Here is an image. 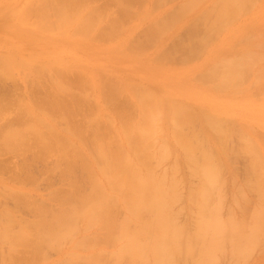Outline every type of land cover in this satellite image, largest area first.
<instances>
[{
    "label": "bare ground",
    "instance_id": "obj_1",
    "mask_svg": "<svg viewBox=\"0 0 264 264\" xmlns=\"http://www.w3.org/2000/svg\"><path fill=\"white\" fill-rule=\"evenodd\" d=\"M20 1L0 0L8 13L1 17L0 85L23 86L13 96L7 89L9 104L0 99V152L25 158L0 165L12 173L5 176L3 166L0 177L16 182L0 179V207L7 194L13 210L33 215L20 218L4 201L0 264H257L264 156L251 123L234 120L231 101L251 94L244 83L250 73L264 95V30L254 36L264 28V0H179L172 7L170 0ZM247 9L255 39L225 56L246 36L228 31ZM178 51L184 56L173 64ZM246 101L242 114L264 120V110L254 113L262 108ZM232 136L247 178L236 186L233 159L226 196L222 171ZM29 152L43 164L54 156L38 177L56 172L66 181L41 192L50 191L51 205L22 185L38 179ZM248 190L257 194L252 206ZM182 209L189 217L181 223Z\"/></svg>",
    "mask_w": 264,
    "mask_h": 264
},
{
    "label": "rangeland",
    "instance_id": "obj_2",
    "mask_svg": "<svg viewBox=\"0 0 264 264\" xmlns=\"http://www.w3.org/2000/svg\"><path fill=\"white\" fill-rule=\"evenodd\" d=\"M4 1H6V0H4ZM7 1H10V2L13 1V3L16 2V4H18V2H19L20 0H7ZM94 1H95L96 3L100 2V4H105L106 2L108 3L107 0L105 1V3H103L104 0H102V1L94 0ZM151 1H153V0H148V4H151V3H152ZM168 2H169V5H168V6L172 7L173 4H174L173 6H176V5L178 4L179 0H174V1H173V0H170V1H167V4H168ZM20 3H21V1L19 2V4H20ZM107 3H106V4H107ZM109 4H110V5H107L108 7L113 5V3L111 4L110 2H109ZM164 4H165V3H164ZM164 4H163V5H164ZM161 6H162V5H161ZM113 7H114V5H113ZM113 7H112V8H113ZM4 8H5V7H4ZM250 9H251V8H250ZM112 10H114V8H113ZM0 12H2V14L0 13V31H1V28L3 27L4 21H5V19H3V18H1V17H3V15L8 14V13L4 12V9H3L2 5L0 6ZM241 13H243L244 15H243V14H239L240 16H238V14H237L235 17L238 16V18H237V19H236L235 17L233 18V24L231 25L232 28L228 31V33H231L232 31H234L235 28H241L242 30H241V29L239 30V32L241 31V32H240L241 34L239 33V34H237L236 36H239L238 38H240V37H241L240 35H243L244 33L246 34V36L244 35L245 38H244V36H243V39H241V38H240V39H236V40H240V41H237L236 43H233V42H232L233 45H234V44H237V43H239V44L241 43V45L237 44L236 47H233V48H230V49H226V48H225V49H224L225 51L222 52V54L225 55V56H226V54H228V56H229V55L231 54L232 50L234 51V49H236L235 52H236V51L238 52L239 49H244V48L248 45V42H246V41H248V40H245V39H249V38L251 39L252 36H253L252 33L255 32V31L252 32V29H251L250 26H249L250 23L248 22V21H251V20H252V17H251V15L249 14L250 11L247 9L246 11H243V12H241ZM241 15H242V16H241ZM247 15H248V16H247ZM249 15H250V16H249ZM5 16H6V15H5ZM246 16H247V17H246ZM136 18H137V20H136ZM138 18H139V17H137V16L135 15V16L133 17V20L135 19V20H136V21L134 20L135 22H138V23L140 22L141 25H143V21H142V19H141V18L138 19ZM248 18H249V19H248ZM235 19H236V20H235ZM139 20H140V21H139ZM141 21H142V22H141ZM238 21H239V23H238ZM244 21L247 22V23H249V24L244 23ZM251 22H252V21H251ZM241 23H242V24H241ZM247 25H248V26H247ZM143 26H144V25H143ZM143 26H142V27H143ZM237 26H238V27H237ZM260 29H261V30H258V31L256 30V32L254 33V36L256 35V37H262V36H260L261 33L259 34V33H257V32H259V31L262 32V31L264 30V28L262 29V27H260ZM247 30H248V31H247ZM140 31H141V33H142V30H140ZM140 31H139V32H140ZM250 31H251L252 33H251ZM139 32L137 33V36L140 35V37H141L142 34L139 33ZM248 33H249V35H250V34H251V35L248 36V35H247ZM184 34H185V33H184ZM258 34H259V35H258ZM181 36H184V35H183V32H182V35H181ZM247 36H248V38H247ZM254 36H253L252 39H255ZM263 37H264V36H263ZM263 37H262V38H263ZM171 38H172V37H171ZM250 39H249V40H250ZM172 40L175 42V40H177V39H174V38H173V39H171V40H170V39L167 40V42L169 43V46H170V42L173 43ZM169 41H170V42H169ZM243 41H245V42L243 43ZM167 42H166V44H167ZM217 42H218V40H216L215 43L217 44ZM0 43H2V40H0ZM172 43H171V44H172ZM166 44H165V45H166ZM245 44H246V46H245ZM165 45H164V46H165ZM2 46H4V45H2ZM151 48H152V47L149 48L150 51L152 50ZM237 49H238V50H237ZM27 51H29V49L26 47L24 50H22V53L27 54ZM25 52H26V53H25ZM22 53H21V54H22ZM180 54H181V51H180V52L178 51V53H176V56H175V58H174L175 62H174L173 64H177V62L181 61L180 58H181L182 55L184 56V54H183V52H182V55H180ZM22 55H23V54H22ZM178 55H179V56H178ZM176 57H177L178 59H177ZM179 57H180V58H179ZM181 59H182V58H181ZM194 60H195V61H200L201 58H200V57H197V59L195 58ZM194 60H193V61H194ZM250 74H251V73H250ZM250 74H249V76H250ZM249 76H248V79L244 80V83H245V85L249 84V85H248V86H249V90H250V88H252V89L250 90V91H251V94H250L249 96H247V98H244V100H241L242 102H240L239 100H238V101H234V100L231 101V103L234 104L233 107H235V111H236V113H238L237 116H236V118H234V120H237V121H239L240 123H243V124H245V122H247V124L251 123V125H252L251 128H252L253 130H254V129H255V130L253 131V130L251 129L253 132L251 131L250 134H251L252 136H254V137L257 139V143H258V145H259V147H260V149H261V152H262V154H263V156H264V141H263V140H264V120H263V116H262V118H261V117H258V119H252V120H250V118L247 117L246 114H245V116H244V114H242V111H243L246 107H248V103H250V102L246 101V100H249V99H250V100H251V99L254 100V101H252V102H253V103H252V106H254V107H256V108H258V107H259V108H262V110H261V109H257L256 111H253L254 113H257L258 111H260V112H258V113H261V114L263 115V110H264V95L260 94L258 90H257V91H258V93H257V91H256L257 88H256L255 86H252V85L249 83V81L251 80V78H249ZM9 81H10V80H9ZM246 81H247V82H246ZM7 82H8V81H7ZM7 82H6L5 85H4V83H2V85H0V88H1V89H0V91H1V92H0V95H1L0 99L3 100L2 102H6V103H7V101H8L9 96H10V95L8 96V94H7V93H9V92H7V89H8V90L11 89L10 85L13 84V83H11V81L8 82V83H7ZM9 83H11V84H9ZM244 83H243V85H244ZM18 84L22 86V84H21L20 81H18ZM17 86H18V85H17ZM21 86H20V87H21ZM248 86H247V87H248ZM250 86H251V87H250ZM3 87H4V88H3ZM13 87H16V85H15V86L12 85V89L9 90V91L12 92V93L10 92V93L12 94L11 96H13V91L15 90V88L13 89ZM18 87H19V86H18ZM16 88H17V87H16ZM21 88H22V89H21ZM21 88H19V89L17 88L15 91L18 92V90L21 89L22 92H23V86H22ZM21 90H20V91H21ZM2 91H3V92H2ZM37 91H38V90H37ZM40 91H41V90H40ZM4 92H6V93H4ZM22 92H20V94H22ZM35 92H36V91H35ZM254 92L257 93V94H255ZM3 93H4V94H3ZM18 93H19V92H18ZM36 93H37V92H36ZM38 93H39V92H38ZM40 93H41V92H40ZM34 94H35V93H34ZM2 95H3L4 97H3ZM35 95H37V94H35ZM38 95H39V94H38ZM220 95L225 96V94H220ZM6 96H8V98H7ZM11 96H10V97H11ZM2 97H3L4 99H3ZM5 98H6V99H5ZM11 98H12V97H11ZM9 99H10V98H9ZM10 100H11V102H12V99H10ZM9 102H10V101H9ZM9 102H8L7 104H9ZM6 103H5V104H6ZM236 103H237V104H236ZM235 105H236V106H235ZM9 111H10V110H9ZM240 111H241V112H240ZM238 115H239V116H238ZM10 117H11V115H10ZM10 117H6L4 121L8 120ZM79 117H80V116H78V118H79ZM240 119H242V120H240ZM4 121H2V122H4ZM243 121H244V122H243ZM239 122H237L238 125H240ZM253 123H254V124H253ZM58 125H59V124H58ZM255 125H257V127L259 126V127H258L259 129H258ZM60 126H61V125H60ZM261 126H262V127H261ZM260 127H261L262 129H261ZM262 132H263V133H262ZM234 137H235V136H232V137H230V138H233L235 141L232 140V139H230V141H228L229 143L227 142V145H228L230 148H234V150H232V149L228 150V151H227L228 154H229V153L231 154V153H233V152L235 151V147H236V144H237V143H235V145H233L234 142H238V143H240L239 141H236L237 138H234ZM261 138H262L263 140H261ZM231 140H232L233 142H231ZM232 145L235 146V147H233ZM237 145H238V144H237ZM228 149H229V148H228ZM237 149H238V148H237ZM231 151H233V152H231ZM4 154H5V153H4ZM4 154H3L2 152H0V159H1L0 162H1V161L5 162V163L1 162L0 165H1V164H6V163L8 162V161H6L5 157H10V158L12 157L11 160H10V158L7 159V160H10L11 163L14 162V161H15L16 163H17V162H18V163H19V162H20V163H21V162H22V163L24 162V158H25L24 156H20V155H19V157H18V156H16V155H18V154H16V153H14V154H10V152H9V153L6 152V155H4ZM15 154H16V155H15ZM230 154H229V155H230ZM236 154H237L238 156L241 155V154L239 155V153H237V152H236V153L234 152V155H235V156L230 155V156L233 157V158L231 159L232 162H230L229 159H230L231 157H229V155H228V158H229L228 161H227V158H226V159L224 160V164H223V165L225 166V168H224V166H223V168H224L223 170H224V171H222V175H224L223 178L225 177L224 179L226 180V183H227V184H230V185H227V186H226V183H225V185H224V186H226V187H224V188H225V189H224V192H225V190H227V191H226V192H227V193H226V196H229V195H230L229 193L231 192V190H232L231 188L233 187V186L231 185L230 176H232V175H231V171H234V170H232V169H234V168H232L231 165H232V164H235V161H234V160H236L237 158H239V157H236V156H237ZM8 155H9V156H8ZM10 155H11V156H10ZM13 155H15V156H13ZM31 155H32V153L29 152V154H27V156H26V159H28V158L31 159V160L34 159V158H32ZM243 155H244V154H242L241 156L243 157ZM241 156H240V158H241ZM244 156H245V155H244ZM27 157H28V158H27ZM52 157H54V156H51L50 158L47 157V159L50 160V161H47V159H46V160H44V161H45L44 164H43V162H41V161H39V160H37V159H34V160H36L37 166L39 165V166L37 167V166L34 165V163H33V166H34V167H31V170L33 169V170H32V171H33V174L35 173V175H36V173H37L36 177H38V173H41V171L43 170V168H46V166H45L46 164H47V165H50V167H51V163L54 161V160H52V159H54V158H52ZM234 157H235V158H234ZM233 159H234V160H233ZM241 159H242V158H241ZM241 159H240V160H241ZM247 159H248V157H247V158H243V161H244V162H243L242 160H241V161H242L243 163H245V162L247 161ZM237 160H238V163L236 162V164H235V168H237L236 170H238V171H237V172H236V170L234 171L235 174H236V175H234V180L240 181V182H239L240 184H238L237 181H235V184H234V182H233L232 184H233V185H236V182H237V185H236V186H239V185H242V184L244 185V183L246 182L245 177L247 178V176L245 175V173H247V172H246V171H244L245 173L243 172V174H244L245 176H244V178H242V177H243V176H242L243 174H242V172H241V171H242V169L240 168L241 166L239 165V162H240V161H239V159H237ZM237 160H236V161H237ZM245 160H246V161H245ZM10 161L8 162L9 164H11ZM226 161L228 162L227 164H226ZM15 162H14V163H15ZM49 162H51V163L49 164ZM229 162H230V163H229ZM261 162L264 163V158H263V160L261 159ZM36 163H35V164H36ZM38 163H39V164H38ZM45 163H46V164H45ZM165 164H166V165H165ZM230 164H231V165H230ZM237 164H238L239 166H238ZM14 165H15V164H14ZM42 165L45 166V167H43ZM164 165H165L166 167L168 166L167 163H164V164H161L160 168H161L162 166H164ZM236 165H237L238 167H237ZM241 165H244L243 169H245V165H246V164H242V163H241ZM3 166H4V165H3ZM3 166H0V172H1L0 175L2 174L3 171H4V175H5V176L10 175V174L8 173V172H10V171L7 170V169H9V168H8V164L5 165L6 167L4 166V169L2 168ZM9 166H10V165H9ZM12 166H13V165H12ZM12 166H11V170H12ZM35 166H36V167H35ZM40 166H42V168H40V172H38L39 169H37V168H39ZM165 166H164V167H165ZM227 166H228V167H227ZM229 166H230V167H229ZM233 166H234V165H233ZM246 166H247V165H246ZM47 167H48V166H47ZM50 167H49V169H50ZM164 167H163V168H164ZM166 167H165V168H166ZM6 168H7V169H6ZM228 168H229V169H228ZM231 168H232V169H231ZM239 168L241 169V171H240ZM2 169H3V171H2ZM5 169H6V172H5ZM36 169H37L38 171H36ZM225 169H226V170H225ZM34 170H35V171H34ZM32 171H31V172H32ZM225 171H226V174H225ZM239 171H240L241 173H240ZM44 172H46V171H44ZM223 172H224V173H223ZM238 172H239L240 174H242V175H239ZM10 173H11V172H10ZM42 173H43V172H42ZM48 173H49V172H47V173H43V175H42V174H39L40 176L38 177L37 180H35L36 182L34 181V183H36V184L38 183V184L35 185V186H32V185H34V183L30 184V182H29V181L32 180V179L28 180V182L26 181V183H29V185H28V184H25L24 182H23L24 184H22V185L25 186V188L30 189V190H33V191L37 192L38 194H41V195L44 196V197L47 195V193H49V192L51 191L50 188H51V189H52V188H55V187H56V188H59L57 185H59L60 188H61V186H62V188H64L63 186H65L66 184L64 183L63 185H61V184H62L61 182H66V181H64V180L61 181L62 178H60V176H58V174H56V172H53L51 176H50V174H48ZM7 174H8V175H7ZM33 174H32V175H33ZM44 174H47V175H48V176H46V178H47V177H48V178L50 177V178H49V179H48V178H47V179L44 178V177H45ZM227 174H228V176H227ZM4 175H3V176H4ZM11 175H12V173H11ZM35 175H33L34 178H36ZM55 175H56L57 177H56ZM229 175H230V176H229ZM237 175H238V177H237ZM226 176L228 177V179H227ZM240 176H242V177H240ZM10 177H12V176H10ZM10 177H9V178H10ZM40 177H42L43 179L40 178ZM58 177H59V179H61V180L59 181L60 184H59V182H58L59 179H58V180L56 179V178H58ZM52 178H53L54 180H53ZM191 178H192V177H191ZM191 178H190V179H191ZM194 178H195V177H194ZM194 178H192V181H196V179L194 180ZM235 178H236V179H235ZM239 178H241V180H242V179H245V180H243V181H245V182L241 181ZM0 179H1V181H2L3 183L6 182L5 184H7V185H9V184H14V183L16 184V182L13 180V178H12L13 182H12V180L7 179V177H6L7 181H6L5 178L2 177V176L0 177ZM41 179H42V180L45 179V180L42 181ZM46 180H48V181H46ZM51 180H52V183H53V182L55 183V181H56V183H55V184H51V185L48 184V185H50V186L47 185L48 187L45 188L47 183H51ZM10 181H11V183H10ZM32 181H33V180H32ZM8 182H9V183H8ZM46 182H47V183H46ZM242 182H243V183H242ZM45 183H46V184H45ZM241 183H242V184H241ZM263 183H264V181H263ZM263 183H262V185H263ZM254 184H255V183H254ZM243 185H242V186H243ZM1 186H2V183H0V189H2L1 191L4 192V190H5L4 188H5V187L3 186V187L1 188ZM38 186H39L40 188H38ZM44 186H45V187H44ZM184 186H185V188H184ZM184 186H182L183 189H186V185H185V184H184ZM230 186H232V187H230ZM236 186H235V187H236ZM182 187H181V188H182ZM37 188H38V189H37ZM3 189H4V190H3ZM183 189L181 190L182 192H183ZM37 190H38V191H37ZM48 190H50V191L47 192L46 194H42V193H45V192L48 191ZM6 191H7V190H6ZM184 191H186V190H184ZM228 191H229V193H228ZM248 191H249V190H248ZM250 191H251V190H250ZM250 191H249V193H248V197H250V196H252V195H254L255 197L257 196V194L254 193V190H252L251 193H250ZM41 192H42V193H41ZM252 193H253V194H252ZM34 194H35V193H34ZM228 194H229V195H228ZM251 194H252V195H251ZM35 195H36V197L38 196L37 194H35ZM7 196H8V195L6 194V195H4V196L2 197V200H1V201H2L3 203H1V207H0V209L6 207V205H7V207L11 208L10 206L13 204V203H12L13 201H11V199L5 198L6 200H7V199L10 200V201L7 200V201H8L7 203H8L9 205L6 204V203H4V201H6V200H3V198H4V197H7ZM48 196H49V195H48ZM46 197H47V196H46ZM46 197H45V198H46ZM255 197H254V198H255ZM9 198H10V196H9ZM254 198H253V196H252V197L249 199L250 202L252 201L251 203H249V205L251 204L250 206H252V203H254V202H253V201H254ZM48 199H50V198H46V201L49 202L48 204L51 205V204L54 203L51 199H50V200H48ZM252 199H253V200H252ZM255 199H256V198H255ZM227 200H228V198H227ZM50 201H51V203H50ZM11 203H12V204H11ZM3 204H4V205H3ZM5 204H6V205H5ZM10 204H11V205H10ZM48 204H47V205H48ZM177 204L179 205V203H177ZM177 204L175 205V208L178 207ZM179 206H180V205H179ZM13 207H14V208H11L12 210L16 208L14 205H13ZM19 210H21V209H19ZM23 210H24V211H23ZM25 210H26V209H22V210H21L22 212H24V215L22 214L21 211H17V210H16V211L18 212V214L16 213L15 215H19L20 218H21V216H22V217H27V215H28V216L33 215V214H31V213H33V212H31V213L29 212L28 214H26L27 212H25ZM16 211L13 210V213L16 212ZM225 211H226V210L224 209L223 212H222V213H224V215L226 214ZM120 212H121V211H120ZM181 212H183V213H181ZM0 213H1V210H0ZM20 214H21V215H20ZM25 214H26V215H25ZM30 214H31V215H30ZM184 214H185V215H184ZM0 217H1V216H0ZM188 217H189L188 215H187V217H186V211L182 209V210H180V214H178V218H177V219L179 220L178 222L181 221V223H182V222L185 221ZM16 218H17V216H16ZM27 218H28V217H27ZM31 218H32V216L29 217V219H31ZM181 218H182V219H181ZM17 219H18V218H17ZM25 219H26V218H25ZM180 219H181V220H180ZM18 220L20 221V219H18ZM187 220H188V219H187ZM2 247H3V246H2ZM2 247H0V248H2ZM2 249L4 250V247H3ZM0 251H1V250H0ZM53 251H54V250H51V252H53ZM1 252L4 253L5 251H4V252L1 251ZM51 252H50V253H51ZM258 252H260V253H258ZM50 253H49V251H48V255H50L51 258H53V259L56 258V252H55V253L53 252V254H52V253L50 254ZM256 254H257V255H256ZM256 254L254 255V257H255V261H257V264H264V247H263V251H262L261 249H256ZM53 256H54V257H53Z\"/></svg>",
    "mask_w": 264,
    "mask_h": 264
}]
</instances>
